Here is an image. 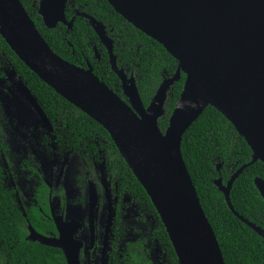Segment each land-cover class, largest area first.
<instances>
[{
    "label": "water",
    "instance_id": "obj_1",
    "mask_svg": "<svg viewBox=\"0 0 264 264\" xmlns=\"http://www.w3.org/2000/svg\"><path fill=\"white\" fill-rule=\"evenodd\" d=\"M68 1L41 0L38 11L44 25L54 29L64 24L71 29L76 18H87L107 48L129 102L104 84L90 64L84 69L57 55L20 0H0V34L44 83L108 131L152 200L179 263L225 264L182 154L185 133L209 106L228 119L253 152L252 162L227 185L222 179L215 184L232 212L264 238V230L241 217L231 203L238 177L257 161L264 163V0H107L179 63L176 75L163 81L147 108L135 77L119 69L106 27L86 14L68 21ZM182 73L184 90L163 133L158 121L168 91ZM17 89L51 131L48 117L20 79ZM255 184L264 198V180L256 179Z\"/></svg>",
    "mask_w": 264,
    "mask_h": 264
},
{
    "label": "trees",
    "instance_id": "obj_2",
    "mask_svg": "<svg viewBox=\"0 0 264 264\" xmlns=\"http://www.w3.org/2000/svg\"><path fill=\"white\" fill-rule=\"evenodd\" d=\"M20 1L57 55L84 69L91 64L95 75L128 102L121 80L112 69L109 52L87 18H76L71 29L64 24L49 29L38 11L41 0ZM77 14H86L106 27L113 40L118 67L128 75H134L141 100L147 108L163 81L176 75L178 61L163 45L126 21L107 0H69L67 20L71 21ZM96 52L101 57L100 61ZM7 71H13L35 96L56 130L60 145L67 143L76 153L82 145L90 155L92 150L95 154L99 150L104 152L108 175L120 184L124 194L135 198L156 218L154 241H158L166 254L168 264H180L152 200L108 131L44 83L19 59L0 34V81L7 80ZM185 80L186 75L182 73L168 93L164 114L158 121L163 133L169 127ZM4 118L0 105V264H65L62 253L25 241L27 223L16 204L13 190L5 185L4 161L9 160V153ZM182 154L202 208L218 239L225 264H264V238L232 212L225 195L215 184L222 179L227 185L240 168L252 162L253 152L246 140L224 115L209 106L185 133ZM256 179L264 180V163L261 161L247 167L235 181L231 203L241 217L264 230V198L256 187ZM150 246L151 249L147 246L146 250L152 253L154 242ZM140 252L139 261L145 260L150 264V257L142 250Z\"/></svg>",
    "mask_w": 264,
    "mask_h": 264
},
{
    "label": "flooded vegetation",
    "instance_id": "obj_3",
    "mask_svg": "<svg viewBox=\"0 0 264 264\" xmlns=\"http://www.w3.org/2000/svg\"><path fill=\"white\" fill-rule=\"evenodd\" d=\"M96 57L101 60L97 52ZM40 126L39 134H17L20 153L6 137L5 185L27 223L25 241L62 253L65 264L67 257L72 264H149L139 261L140 250L150 264H168L154 241L156 218L108 175L104 152L92 150L91 156L82 145L76 153L60 145L52 123L51 131L41 121Z\"/></svg>",
    "mask_w": 264,
    "mask_h": 264
},
{
    "label": "rangeland",
    "instance_id": "obj_4",
    "mask_svg": "<svg viewBox=\"0 0 264 264\" xmlns=\"http://www.w3.org/2000/svg\"><path fill=\"white\" fill-rule=\"evenodd\" d=\"M7 80L0 81V105L5 114L4 131L11 147L20 153L18 133L39 134L43 130L33 109L27 104L17 89L18 78L13 71L6 72ZM85 197L84 191L80 198Z\"/></svg>",
    "mask_w": 264,
    "mask_h": 264
}]
</instances>
